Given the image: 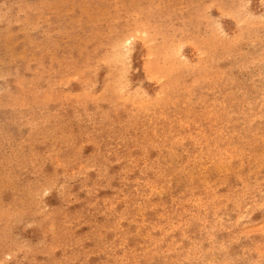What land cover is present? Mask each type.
<instances>
[{
  "label": "rangeland",
  "instance_id": "374dc122",
  "mask_svg": "<svg viewBox=\"0 0 264 264\" xmlns=\"http://www.w3.org/2000/svg\"><path fill=\"white\" fill-rule=\"evenodd\" d=\"M0 264H264V0H0Z\"/></svg>",
  "mask_w": 264,
  "mask_h": 264
}]
</instances>
